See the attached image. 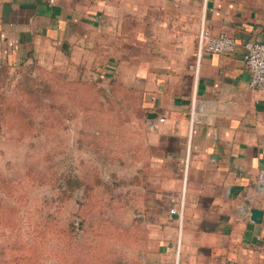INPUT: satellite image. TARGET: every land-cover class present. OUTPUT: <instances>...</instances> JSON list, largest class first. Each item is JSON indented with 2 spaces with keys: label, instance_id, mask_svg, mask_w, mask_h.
<instances>
[{
  "label": "crops",
  "instance_id": "0c3cea01",
  "mask_svg": "<svg viewBox=\"0 0 264 264\" xmlns=\"http://www.w3.org/2000/svg\"><path fill=\"white\" fill-rule=\"evenodd\" d=\"M202 26L235 50L198 52ZM247 39L264 41V0H0V67L33 61L132 94L141 264L264 257V88L250 85Z\"/></svg>",
  "mask_w": 264,
  "mask_h": 264
},
{
  "label": "rangeland",
  "instance_id": "374dc122",
  "mask_svg": "<svg viewBox=\"0 0 264 264\" xmlns=\"http://www.w3.org/2000/svg\"><path fill=\"white\" fill-rule=\"evenodd\" d=\"M133 101L37 62L0 67V264L142 263L148 236L129 204Z\"/></svg>",
  "mask_w": 264,
  "mask_h": 264
},
{
  "label": "built area",
  "instance_id": "2783aa9c",
  "mask_svg": "<svg viewBox=\"0 0 264 264\" xmlns=\"http://www.w3.org/2000/svg\"><path fill=\"white\" fill-rule=\"evenodd\" d=\"M237 42L233 35L228 32H221L213 35L204 26L198 34V52H231L236 48ZM242 58L249 68V82L252 87L264 88V41L247 39L243 42ZM160 117V120H163ZM198 119L192 117L191 122ZM259 186L264 190V169L258 172ZM170 211H174L170 208Z\"/></svg>",
  "mask_w": 264,
  "mask_h": 264
},
{
  "label": "water",
  "instance_id": "95a60500",
  "mask_svg": "<svg viewBox=\"0 0 264 264\" xmlns=\"http://www.w3.org/2000/svg\"><path fill=\"white\" fill-rule=\"evenodd\" d=\"M150 116V114L148 115ZM250 218L254 222H259L262 218L263 210L257 206H251L249 208Z\"/></svg>",
  "mask_w": 264,
  "mask_h": 264
},
{
  "label": "trees",
  "instance_id": "16d2710c",
  "mask_svg": "<svg viewBox=\"0 0 264 264\" xmlns=\"http://www.w3.org/2000/svg\"><path fill=\"white\" fill-rule=\"evenodd\" d=\"M76 181H77V180H76ZM68 183H69V182H68ZM70 183H71V182H70ZM74 183H76V182H74ZM137 220L139 221V218H138V219L136 218V220H135V221L138 223L137 226H139V222H138Z\"/></svg>",
  "mask_w": 264,
  "mask_h": 264
}]
</instances>
